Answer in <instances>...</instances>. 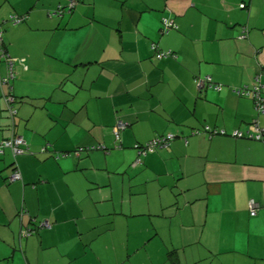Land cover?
I'll return each mask as SVG.
<instances>
[{"label": "crops", "instance_id": "0c3cea01", "mask_svg": "<svg viewBox=\"0 0 264 264\" xmlns=\"http://www.w3.org/2000/svg\"><path fill=\"white\" fill-rule=\"evenodd\" d=\"M69 1L0 0L17 107L12 126L0 86V141L27 147L0 155V264H264V142L205 130L264 128L233 91L264 84V0Z\"/></svg>", "mask_w": 264, "mask_h": 264}, {"label": "built area", "instance_id": "2783aa9c", "mask_svg": "<svg viewBox=\"0 0 264 264\" xmlns=\"http://www.w3.org/2000/svg\"><path fill=\"white\" fill-rule=\"evenodd\" d=\"M75 6L74 1H69L66 6L58 5V11L62 12L64 8H67L68 11H70ZM240 7H244V4L241 3ZM61 14V13H60ZM26 18L25 15H17L12 14L10 15L6 20L10 22L11 24H18L24 21ZM177 27V24L174 22V20L169 18H163L161 21V28L160 31L162 33H167L170 29H175ZM3 39H2V31L0 30V60L5 62V73L0 76V86L7 85L8 91L3 94V100L6 107V111L8 112L9 118L12 122L17 114V107H15V98L12 94V88L10 86V82L12 79L15 78V71H14V60L10 57L8 52L5 50V48L2 45ZM151 49L154 52V55L156 58H164L167 56H175L174 53H172L170 50L168 51H162L160 50L156 44H151ZM260 73L255 74L253 78V83L251 85H244L238 88H234L233 91L238 95H248L252 98L253 106L257 114H263L264 113V95L262 94V90L264 88V84L260 81ZM197 87L203 88V87H213L215 90L221 89V84L213 83L211 81L210 77H204V78H198L196 80ZM126 124L122 121H118L116 125L114 126V134L115 138L119 139V132L121 129L125 128ZM205 130L210 134H218V135H229L234 138H247L251 140H264V129L261 127L258 123L257 119H254L247 128H236L233 129L230 132H227L223 128H214L206 126ZM198 130H194V132H197ZM174 135L172 133H166L162 136H157L156 138L146 142L143 145H136L137 149V156L134 160V165L139 164L142 162V157L147 152L154 150L158 147H165L167 148L173 139ZM26 142L22 135L12 132L11 135L7 138H4L0 141V155L4 153L5 149H9L12 153V155L15 157L16 155L25 153L27 151V147L25 146ZM118 147V145H117ZM101 148L99 145H92L87 147H80L77 148L72 152V154L76 156H80V154L88 152L89 150L98 149ZM69 154V153H66ZM62 154V155H66ZM21 178L20 172L15 168L13 172L9 175L8 179L9 181H15L19 180ZM256 203L252 200L250 202V215L255 214V208ZM22 214V213H21ZM42 227H50V224L48 222H41L40 223ZM28 230L23 231V235L28 234Z\"/></svg>", "mask_w": 264, "mask_h": 264}, {"label": "water", "instance_id": "95a60500", "mask_svg": "<svg viewBox=\"0 0 264 264\" xmlns=\"http://www.w3.org/2000/svg\"><path fill=\"white\" fill-rule=\"evenodd\" d=\"M10 122H11V121H10ZM11 123H12V122H11ZM13 125H14V123H13ZM20 215H21V214H20ZM39 227H42L40 223L38 224V228H39ZM25 230H28L29 232H28V234L23 235V231H25ZM33 231H34L33 228H32V227H29V226H27V227H25V228H23V229L21 228L20 231H19V237L21 238V237H24V236L31 235V234L33 233Z\"/></svg>", "mask_w": 264, "mask_h": 264}, {"label": "trees", "instance_id": "16d2710c", "mask_svg": "<svg viewBox=\"0 0 264 264\" xmlns=\"http://www.w3.org/2000/svg\"><path fill=\"white\" fill-rule=\"evenodd\" d=\"M243 4H244V3H243ZM61 6H62V5H61ZM244 6H245V4H244ZM74 7H75V6H74ZM74 7H73V8H74ZM73 8H72V9H73ZM72 9H71V10H72ZM71 10H70V11H71ZM7 22H8V21H7ZM158 59H160V58H158ZM13 96H14V95H13ZM14 98H15V102H16V97L14 96ZM15 102H14V103H15ZM263 129H264V128H263ZM263 131H264V130H263ZM256 141H259V140H256ZM261 142H264V140H261Z\"/></svg>", "mask_w": 264, "mask_h": 264}]
</instances>
